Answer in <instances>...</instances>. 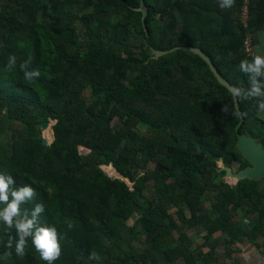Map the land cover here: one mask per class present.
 Masks as SVG:
<instances>
[{"label":"trees","instance_id":"trees-1","mask_svg":"<svg viewBox=\"0 0 264 264\" xmlns=\"http://www.w3.org/2000/svg\"><path fill=\"white\" fill-rule=\"evenodd\" d=\"M144 2L145 26L141 0H0V172L37 189L26 207L42 203L41 223L57 228L54 264H196L189 233L205 245L216 233L228 244L264 240V180H224L225 167L249 162L236 145L241 119L220 108L247 113L239 131L263 144L264 113L253 99L237 107L192 50L154 53L199 47L232 85L247 87L238 66L252 57L246 35L255 46L264 30V0H251L247 27L243 0L228 9L218 0ZM28 58L41 72L32 82L19 69ZM15 236L0 222V264H46L30 239L17 256Z\"/></svg>","mask_w":264,"mask_h":264},{"label":"clouds","instance_id":"clouds-1","mask_svg":"<svg viewBox=\"0 0 264 264\" xmlns=\"http://www.w3.org/2000/svg\"><path fill=\"white\" fill-rule=\"evenodd\" d=\"M234 4L235 0H218L219 7L223 9L231 8ZM16 63L17 58L14 55L10 56L6 67L11 70L16 67ZM238 67L247 77V87L229 84L228 92L236 102L241 99H253L258 111L264 113V54H254L250 60L242 59ZM19 69L27 82L37 80L41 76L38 68L31 67V58L20 63ZM220 111L239 119L247 115L227 104L222 105ZM36 196L37 189L32 184L17 186L12 175L0 172V222H3L8 230H15L16 236L13 238L15 254L25 255L30 239L40 259L46 264H54L61 256L59 234L56 227L41 223L40 218L45 213L42 203H35L30 208L26 207ZM68 227L71 228L72 224L69 223ZM7 247H13L12 241L8 242ZM89 259L99 261L100 256L93 251L89 254Z\"/></svg>","mask_w":264,"mask_h":264},{"label":"crops","instance_id":"crops-1","mask_svg":"<svg viewBox=\"0 0 264 264\" xmlns=\"http://www.w3.org/2000/svg\"><path fill=\"white\" fill-rule=\"evenodd\" d=\"M254 36L258 38L255 45L256 51L257 47L261 46L259 40L264 38V30L256 32ZM258 54H264L261 47ZM192 234L189 233L193 242L190 251L196 259V264H264V240H259L257 245L247 239L236 241L235 244H228L227 236L216 233L210 239L209 244L205 245V239H202V236L195 237ZM212 245L215 246L214 250H212ZM178 264L186 263L183 259H179Z\"/></svg>","mask_w":264,"mask_h":264},{"label":"water","instance_id":"water-1","mask_svg":"<svg viewBox=\"0 0 264 264\" xmlns=\"http://www.w3.org/2000/svg\"><path fill=\"white\" fill-rule=\"evenodd\" d=\"M138 11L142 12V20L144 26L145 24V19L148 14V10L145 6L144 0H141L140 7L137 9ZM189 49L192 50L193 52L199 54L210 66L211 70L213 71L214 75L216 76L217 80L223 84L224 86L227 87V85H232L231 82L225 78L217 69L215 66L214 62L212 61L211 57L207 55L201 48L195 47V46H188V45H179L175 46L171 49L167 50H159L155 49L154 53L156 56L168 53L170 51H173L175 49ZM236 102V101H235ZM236 106L238 107V103L236 102ZM243 119L240 120V122L236 126V131H237V142L236 145L239 148L240 152L242 155L249 161L250 165L247 167L239 170L238 172H234L232 170V167L227 166L226 168V175L231 177V179H235L236 183L239 181L244 180L245 178H250V179H256V180H261L264 179V146L263 143L260 141H257V138L254 136H251L246 133H241L239 131L240 126L242 124ZM43 128H47L49 126V120L44 122L42 124ZM54 140V139H53ZM52 140V141H53ZM43 142L46 144H50V142L47 137H43Z\"/></svg>","mask_w":264,"mask_h":264},{"label":"rangeland","instance_id":"rangeland-1","mask_svg":"<svg viewBox=\"0 0 264 264\" xmlns=\"http://www.w3.org/2000/svg\"><path fill=\"white\" fill-rule=\"evenodd\" d=\"M259 41H260V44H261L260 47H261V49H262L263 52H264V38L260 39ZM260 47H257V49H256L257 53H256V54L259 53ZM85 93L88 95L89 91H86ZM55 123H56V120L50 119V120H49V126H48L47 128H43V129H42V135H43V137H47V139H48L50 142H52V140L54 139L53 125H54ZM79 150H80V152H81L82 154H87V153L90 152V149L85 148V147H80ZM218 164H219L220 166H223L222 161H219ZM111 167H112V166H103V169H104V171H105L110 177H113V178H121V176L115 171V169H114L113 167H112V168L114 169V171L111 170V169H112ZM110 168H111V169H110ZM225 179H226V182H227L228 184H230V185H235V184H236V180H235V179H231V177H230V178H227V176H225ZM126 182L129 184V186H132V184H131L128 180H126ZM205 207L207 208V210L211 208L209 202H206V203H205ZM210 213H211V216L214 218V217H215L214 212H213V211H210ZM137 245H138L139 247H141V248H144L145 242L141 240V241H139V242L137 243ZM141 250H142V249H141Z\"/></svg>","mask_w":264,"mask_h":264},{"label":"built area","instance_id":"built-area-1","mask_svg":"<svg viewBox=\"0 0 264 264\" xmlns=\"http://www.w3.org/2000/svg\"><path fill=\"white\" fill-rule=\"evenodd\" d=\"M251 3V0H243V6H242V17L245 21V26L247 27L248 24L246 23V20L249 17V5ZM244 49L247 52L248 55H254L256 54L255 46L252 39V34L249 32L245 39H244Z\"/></svg>","mask_w":264,"mask_h":264},{"label":"flooded vegetation","instance_id":"flooded-vegetation-1","mask_svg":"<svg viewBox=\"0 0 264 264\" xmlns=\"http://www.w3.org/2000/svg\"><path fill=\"white\" fill-rule=\"evenodd\" d=\"M263 146H264V144H263ZM248 162H249V161H248ZM222 164H223V167H225L223 162H222ZM248 165H250V163H249ZM248 165H247V166H248ZM247 166H246V167H247ZM244 168H245V167H244ZM232 170H233L234 172H238V171H239V170H234L233 168H232ZM225 176H227V175H226V174L224 175V180L226 181ZM227 178H229V176H227ZM263 180H264V179H263ZM226 183H227V182H226ZM236 184H237V183H236ZM236 184H235V185H236Z\"/></svg>","mask_w":264,"mask_h":264},{"label":"bare ground","instance_id":"bare-ground-1","mask_svg":"<svg viewBox=\"0 0 264 264\" xmlns=\"http://www.w3.org/2000/svg\"><path fill=\"white\" fill-rule=\"evenodd\" d=\"M111 168H112V167H111ZM111 168H110V169H111ZM111 170H112V171H114V169H113V168H112Z\"/></svg>","mask_w":264,"mask_h":264}]
</instances>
